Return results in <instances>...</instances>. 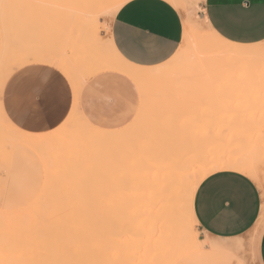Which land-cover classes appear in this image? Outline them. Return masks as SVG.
Here are the masks:
<instances>
[{
    "label": "rangeland",
    "instance_id": "rangeland-1",
    "mask_svg": "<svg viewBox=\"0 0 264 264\" xmlns=\"http://www.w3.org/2000/svg\"><path fill=\"white\" fill-rule=\"evenodd\" d=\"M77 1L78 0L0 1V264H259L255 247L260 231L264 227V184H260L261 181L259 180H254L257 182V185L259 184L258 187L262 195L263 209H261L259 217L251 230L238 239V248L235 251L228 249L226 245L210 242L211 240L202 233L194 216L193 197L195 194L194 191L201 182L199 177L202 174H206V172H214L211 167H215L217 169L215 171L233 170L230 166L226 165L236 161L234 163H250L253 167L257 165L258 169L263 166L260 170L257 168H254V170L257 169V172L259 171V173L262 172L264 174V115L261 117L262 119H255V121H252L253 119L250 120V118L256 117V113L259 110L264 111V41L248 45L247 47L228 50L225 46V42L215 37V34H213L208 24L201 17L200 11L203 0H179L181 5H175L182 13L184 28L177 51L174 56L167 61L173 62L174 60V62L179 61V63L187 62L190 67L187 68V70L185 69L183 71L182 69L181 72H177V77L176 74L173 76L172 73V77L167 80L165 88H169V91L166 93L176 92L178 100L183 102L184 100L187 101L189 106L188 110L193 112L192 119H150L152 121L149 122L153 125L150 123V126L149 124H145L143 121L148 122L145 116L148 117L149 115H145L144 109H158V105L156 106V104H160L161 101L157 102V97H155L154 100L156 99V101H147L148 104L143 102L142 93L132 81L137 93L136 109L130 121L119 128H115L121 132L122 130L131 129L135 126L133 128L137 132L133 131V128L131 132L137 135H132L135 138L133 139L132 137L130 143H132L133 140L134 142L130 145L134 144V148L140 145L142 148L145 147L142 146V142L143 144L149 143V145L152 146L151 148L150 146L147 147L149 150L148 153L151 154L150 151H152L153 155L155 152L156 155L158 154L157 156L154 155V157L153 155H148L151 159V161H149L150 159L146 156V151L148 150L143 149L142 152H138L139 148H137L134 150L140 155L134 150L133 151L136 154L135 156L138 155L140 157L138 158L137 156L138 159L142 160L141 157H147L148 159H146L148 162H152L156 160L152 158L156 157L158 159L157 162L153 161L151 163L152 165L155 162L154 166H156L162 159L163 163H166V157L169 158V162L167 163L169 166H167L168 169L166 167L167 164H163V167L161 165L162 163L159 164L161 168L159 169L160 173H165L167 176L168 174L171 175L167 178V176H163L165 174H159V177H164V180L163 178H157L159 172L157 168H159V165L153 170L155 167L153 165L151 166L150 163L145 160L144 163L142 162L143 160H139V164L135 163L136 170L139 169L137 166L140 168L142 167L140 163L144 164V168H142L145 169V171L140 169L142 173L140 176L139 170H137L138 172L136 171V175L131 172V175L133 174L136 177H141L144 172V174H146V172L150 170L153 171L149 173L150 175L152 173L151 176L146 174L149 175L147 184L150 179L157 176L158 182L160 180L164 185L162 184L160 186L161 183H159L156 188L157 191H155L157 184L154 182L157 179H154V182L153 180L152 182L150 181L151 183L148 186L150 187V185L154 183L156 186H151L152 188L154 187V189H151L154 193H166V195L164 193L165 196H163L164 200L161 199L163 194L160 195V200H158V196L154 193V195H152V191L150 192L147 185L144 187L146 181L142 182L144 185L141 183V188H137L139 186L136 182L138 177L133 183L135 178L133 175H130L127 169L123 170L120 168L118 170V167L123 161L125 163V160L129 159V157H127V159L124 157V150H127L126 153L129 151L127 146L124 145L123 149L121 144V148L118 150V147L114 149L118 154H116L117 156L122 153L123 156L121 157L124 159L122 163L120 161L122 159L120 158L119 160L115 158V152L111 149L113 151H111L112 154L115 155L113 159H117L110 161V164L112 162L115 164L111 166L112 169L107 165L109 163L107 161L112 157L108 160L106 158L107 161L105 160L102 153V151H104V149H102L104 147L102 144L101 148L100 145H94L97 147L96 151V147H87L88 145H84L82 139L76 138L78 128L71 124L73 123L72 119H79L75 106L76 100L78 105V96L76 97V95L87 80L82 83L80 88L78 85L76 86L75 83L76 80L79 81L85 74L103 64L105 59L113 57L109 46V27L111 19L114 16V13L108 11L107 8H99L100 11L98 9L96 12L94 11V13L91 12V14H88L89 11L86 13V10L77 8ZM73 10H76V13ZM82 12L92 17H86ZM87 19L88 21H86ZM82 21L86 22L84 23ZM81 23H83V25ZM87 42H89V45H87ZM90 52L91 54L92 52H97L100 55L96 53V55L93 56ZM87 57H89L90 62L87 60ZM30 62H45L56 66L68 77L74 87V103L67 118L53 130L34 135V137L40 140V143H42L45 149L42 155H37L32 147L20 148L13 144L10 148V145L6 142L8 137L7 132L10 131V129L17 130V128H15L9 120H4L5 118L3 116L5 114L1 106V87L5 80L12 71ZM101 72L107 71H99L93 76ZM177 81L179 83H176ZM176 84L177 87L174 86ZM177 89L178 91H176ZM166 95L165 99H167ZM170 95L168 94V96ZM162 100L164 102V99ZM142 102L145 103V105H143ZM154 102L156 103V107L150 105L154 104ZM142 107H144V109ZM140 108L142 109L140 110ZM142 111L144 113H141ZM202 113L206 116L203 117ZM142 114H144V117L141 116ZM130 124H133V126ZM92 126L98 129L115 130ZM256 126L258 127L256 128ZM148 127L150 129H148ZM138 136L141 139H138ZM142 136L147 138V143L144 141L145 139L142 141ZM154 136L157 137L155 138ZM136 137H138L137 139L139 141ZM153 140H156V142ZM161 141L163 143H161ZM127 142L129 143V140ZM154 143L157 146L154 145ZM174 143L175 145L177 144L174 148L175 150L171 147ZM166 144H171V146ZM130 145L128 144V146ZM162 145H166V147L163 148ZM176 147L177 151L179 149L180 151L182 150L181 153H179L180 151L176 152ZM170 148L173 153L170 152ZM161 149H163V153L167 151L165 149H169L168 154L166 152L164 153L166 155H161ZM87 151L93 152V157L99 154L97 160H95L96 157L94 159H92V157L90 158L95 164L104 162L103 165L99 164L103 166L100 167L103 169H100L99 165L95 167V164L89 161L91 159L88 160L89 157L87 158V156H92V153L87 155ZM143 151L145 155L141 156V154H144ZM184 152L187 154V161L184 162L186 165L191 162L190 164L196 168V166L198 167L199 164H201L197 170H191L188 167V174H186V177L184 174L185 169L183 168H186L188 165H184L186 167H182L181 169L179 168V165L183 166L180 162L185 161ZM78 153H83L81 158L77 156ZM169 153L173 155L172 158L180 156L184 160L182 161L179 157V161L177 159V163H173L174 167L172 162H170L172 160L170 156L172 155ZM175 153L177 156H175ZM127 154H125V156H127ZM159 156L161 157L158 158ZM76 157L77 160L75 159ZM83 158H86L87 160H85L89 161V164L92 163L94 168L93 165L87 166L89 164H85L86 162L83 161ZM159 159H161V161ZM165 159L166 162L164 161ZM62 161L64 164H61ZM145 163L147 164L146 167ZM148 165L149 167L151 166V169ZM105 166H107V169L104 168ZM109 167L111 169H109ZM114 167L117 168V170ZM173 167L181 171L178 170L176 172L175 170L177 169L173 170ZM164 168L166 172L167 170L172 172L166 173ZM209 168H211V170ZM114 169L116 171H114ZM70 170H73L72 175H76L77 172H88V174L92 173L91 175L94 177H97L96 175H98L97 173L99 172L106 180L103 179L104 181L102 180L101 183L105 184V182H108L114 186L112 190L110 186V189H105L103 187L102 189L106 191L103 190L102 193L113 192L112 195L121 190H123L121 194L128 193L130 188H124V186L130 187L128 182L131 181L132 196L135 195V198L138 200L137 195L142 197L146 194L147 196L145 197L149 198L147 194V190H149V194L153 196L151 198H153L157 206H152L154 202L151 201V203H142V201L146 199L144 198L141 201L142 209L136 210L135 212H125L123 210H117V212H115L110 208L103 219L108 220V222L113 223V225L104 226L99 239L95 237L98 228L91 229L88 225L86 230H89V232H87L85 236V244L84 248H82L81 258L75 262L33 263L31 261L17 259L14 248L9 246L10 242H16V240H19L22 236L32 231L35 225L34 210L36 206L35 203L38 202L36 201L38 197L40 201H46L55 196L54 194H56L59 189L64 190L66 184L69 187L71 186L72 182L69 179V175L71 174ZM75 170L77 172H75ZM125 170L127 171L125 172ZM156 170L158 172H156ZM133 171H135L134 167ZM154 171L156 173H154ZM68 172H70V174ZM73 172L76 174H73ZM116 172L118 174H116ZM174 172L175 174L180 173L179 175L177 174L178 176H174ZM153 173L156 175L155 177ZM72 175H70V177ZM78 175L82 177L84 174L82 175L81 173ZM78 175L76 176L78 177ZM187 175L190 176V179L192 178L191 176H193L191 181L189 179L192 183L187 181L188 179L186 180ZM130 177L134 179L130 180ZM83 178L85 180V176ZM83 178L81 181H84ZM90 178L91 177H89V179ZM177 178H181L180 181L177 180ZM107 179L109 181H107ZM142 179L144 180L145 178L141 177V180ZM85 181L87 182V179ZM178 181L180 184L181 182L183 183L182 186L186 184V182H189L186 184L187 189L184 188V186L178 185V187ZM172 182L176 183L173 184ZM45 183L48 186H46ZM172 184L174 186L173 190L170 187ZM189 184H192V186ZM142 186L144 190H141ZM177 188L186 189L187 194H182L181 192L180 195H176L178 191L175 189ZM69 189L72 191V188ZM137 189L139 192L140 190L142 193L145 192V194H136L137 192L133 194ZM168 189H170V192ZM47 190H49L50 193H48ZM42 191L45 192V196L48 197H44ZM180 191L181 190H179V192ZM173 192L174 194L172 196ZM116 194L120 196L119 193ZM167 195L169 198H167ZM174 195L176 197H174ZM101 196H103L101 197V201L108 200L107 198L109 195L107 198L105 194ZM155 196L156 198H154ZM114 197L116 198L117 196ZM131 198H133L131 202L134 203V197ZM171 199L175 202L177 201V203L171 201ZM165 202H167V204H165ZM134 205H132V207H134ZM154 207L159 208V210H156ZM151 208L154 209H152L153 212L150 210ZM161 210H163V212ZM155 211H159L160 215L156 214ZM140 212H142V214ZM162 213L163 215L165 213L167 214L165 215V219L170 216L169 218L172 219V222L170 219L157 221L162 219ZM175 214H177V216H175ZM172 216L174 217L171 218ZM16 220H19V222ZM96 221L95 226L97 227ZM165 221L171 222L170 225ZM161 222H163L162 224L164 227L161 226ZM14 224H20L22 226L17 225V228ZM174 224L175 227L171 226ZM192 225L193 227H191ZM21 227L22 229L20 230L19 228ZM91 239L92 241H90Z\"/></svg>",
    "mask_w": 264,
    "mask_h": 264
},
{
    "label": "crops",
    "instance_id": "crops-1",
    "mask_svg": "<svg viewBox=\"0 0 264 264\" xmlns=\"http://www.w3.org/2000/svg\"><path fill=\"white\" fill-rule=\"evenodd\" d=\"M200 15L228 50L264 41V0H203ZM183 28L182 13L169 1L128 0L111 19L109 38L126 61L150 67L174 55ZM105 71L84 82L78 92V108L89 124L115 129L131 120L137 93L130 77ZM1 88L3 117L33 135L49 132L62 123L75 98L68 77L45 62L18 67ZM13 144L29 147L18 141ZM261 209L258 185L236 170L210 173L198 184L193 197V212L202 233L210 242L233 251L238 248V239L254 226ZM255 249L259 264H264V227Z\"/></svg>",
    "mask_w": 264,
    "mask_h": 264
},
{
    "label": "bare ground",
    "instance_id": "bare-ground-1",
    "mask_svg": "<svg viewBox=\"0 0 264 264\" xmlns=\"http://www.w3.org/2000/svg\"><path fill=\"white\" fill-rule=\"evenodd\" d=\"M1 1V0H0ZM68 1V0H67ZM75 1V0H74ZM128 0H78L77 1V3L76 2H74V3H76L77 4V8L78 9H80V10H86V13L89 11V13L88 14H91V12L92 13H94V11L96 12V10H98L99 8L100 9H102V8H107L108 9V11H110V12H113L114 14L117 12V10L125 3V2H127ZM167 1H169L170 3H172L174 6L176 5V6H178V5H181L180 3V1L179 0H167ZM5 2V1H4ZM4 5H5V3H4ZM76 6V5H75ZM72 9H76V8H72ZM100 9H99V11H100ZM106 9V10H107ZM74 11V10H73ZM76 11V10H75ZM74 11V12H75ZM76 13V12H75ZM74 13V14H75ZM79 13V12H78ZM81 13V12H80ZM84 15H86V17H92V16H89L88 14H85V12H82ZM83 14H81V15H83ZM1 17V16H0ZM82 18V17H81ZM86 19V18H85ZM85 19H81V20H85ZM93 20V19H92ZM2 21V20H1ZM75 21V20H74ZM86 21H88V19L86 20ZM85 21V22H86ZM82 22H84V21H82ZM84 22V23H85ZM82 25H83V23H81ZM94 28V27H93ZM91 31V30H90ZM74 32V31H73ZM77 32H78V30H77ZM108 32V31H107ZM213 32V34H215V37L217 36L216 35V33L214 32V31H212ZM71 33V32H70ZM96 34V33H95ZM76 35V34H75ZM95 36V35H94ZM98 36V35H97ZM96 36V37H97ZM93 37V36H92ZM184 37V36H183ZM88 40V39H87ZM84 41V40H83ZM90 42V41H89ZM89 42H87V45H89L88 43ZM93 43H94V41H93ZM96 43V42H95ZM109 46H110V48H111V51H112V55H113V57L112 58H107V59H105V61H104V63L103 64H101L99 67H96V69H94V70H91L90 72H88L87 74H85L79 81H77L76 80V83H75V85L77 86H79V88L81 87V85H82V83L85 81V80H88L89 78H91L94 74H96L97 72H99V71H105V70H114V71H119V72H122V73H124L125 75H127L128 77H130L135 83H136V85H137V87H138V89H139V91L142 93L141 95H142V101L143 102H145L146 104H148L147 103V101H151V100H154V98L155 97H157L156 99H157V102H159V101H161V105L160 104H156L155 102H154V104H150V105H152V106H155V104H156V106L158 105V109H155V108H153V109H155V110H153L152 108H147L146 110L144 109V107H142L143 109H144V111H145V115H149L148 117L147 116H145V118L148 120V122H145V121H143L145 124H152L151 122H149V121H152V120H150V119H192V114H193V112H190L189 110H188V108H189V106H188V103H187V101H185L184 100V102L183 101H180V100H178L177 99V97H176V92H168V93H166L167 91H169L167 88H165V85L167 84V80L170 78V77H172L171 75H172V73H173V76L176 74V77H177V72H181L182 71V69H183V71L186 69L187 70V68H189L190 66H189V63H179V61L178 62H174V60H173V62H171V61H165L164 63H162V64H159V65H155V66H150V67H143V66H138V65H134V64H132V63H130V62H128V61H126L123 57H121L117 52H116V50L114 49V47H113V45H112V43H111V40H110V38H109ZM99 48V47H98ZM97 48V49H98ZM98 50H100V49H98ZM101 52V51H100ZM95 53V54H94ZM92 52V54H91V52H90V54L91 55H96V53L97 52ZM97 54H99V53H97ZM175 54V53H174ZM91 55H90V58H91ZM100 55V54H99ZM86 56H88V55H86ZM98 56V55H97ZM103 56V55H102ZM174 56V55H173ZM88 59L87 60H89V57H87ZM172 58V57H171ZM92 60V59H91ZM94 60H95V58H94ZM170 60V59H169ZM93 61V60H92ZM89 62H90V60H89ZM180 81V80H179ZM176 83H179L178 81L176 82ZM80 84V85H79ZM175 87H177V84L176 85H174ZM79 88H78V91H79ZM164 89V90H163ZM167 89V90H166ZM176 89V88H175ZM160 90V91H159ZM166 90V91H165ZM176 91H178V89L176 90ZM162 92V93H161ZM167 95H166V94ZM167 96V99H165L166 97H165V95ZM168 94L170 95V96H168ZM78 96V93H77V95H76V97ZM153 97V98H152ZM152 98V99H151ZM159 98V99H158ZM187 98V97H186ZM77 99H78V97H77ZM156 99L154 100V101H156ZM162 99H164V102H163V100ZM184 99H185V97H184ZM142 102V103H143ZM152 102V101H151ZM150 102V103H151ZM145 103H143V105H145ZM75 106H76V113H77V115H78V118L79 119H72V122L73 123H71L72 124V126H77V128H78V132L76 133V138H80V139H82L83 141H84V145H88L87 147H96V146H94V145H100V148H101V144L104 146L102 149H104V151H102V153H103V156H104V158H105V160H106V158H107V160L109 159V158H111L110 160H106L107 162H109L107 165L108 166H114L115 164H113V162L110 164V161H112V160H114L115 158H118L119 160H120V158L122 159V160H120L121 161V163H122V161L124 160L123 159V157H121V156H123L122 155V153L119 155V156H117L118 154L115 152V148H117V150L119 149V148H121V144H122V148L124 149V145L125 146H127L128 148H129V151L128 152H130V153H126V149L124 150L125 151V154H127V156H125V154H124V157H126L125 159H127V157H129V159L128 160H125V163H124V161H123V163L118 167V170L120 169V168H122L123 170L124 169H127L128 170V172L130 173V175H131V172L132 173H136V171L137 170H139V176H140V174H142L140 171V169H142V170H144L145 171V169H143L144 168V164H141L140 163V165H142V167L140 168L139 166H137V168H139V169H137L136 170V168H135V163L136 164H139V160H141V159H138V158H140L138 155V158H137V156H135L136 154L134 153V151L137 149V148H139V149H141V150H139L138 149V152L140 151V152H142V150L143 149H147V147H149L150 146V148H151V146L152 145H149V143H147L148 141L146 140L147 138L145 137H143L142 136V141H143V139H145L144 141H146V143L148 144H143V142H142V146H145V147H142L141 148V146L139 147V146H136V148H134L135 146H134V144L133 145H130V144H132L133 142H134V140H133V142L132 143H130L131 141H132V135H137V134H134V132L132 133L131 132V129L133 128V127H135V126H133V124H130L131 126H133L131 129H126V130H122L121 132H120V130H111V131H106V130H101V129H98V128H95V127H93L92 125H90L85 119H84V117L82 116V114L80 113V111H79V109H78V105H77V100H76V104H75ZM142 106V105H141ZM155 106V107H156ZM160 106V107H159ZM142 108H140V110L142 109ZM151 109V110H150ZM153 110V111H152ZM140 113V112H139ZM141 113H144L143 111L141 112ZM140 113V114H141ZM139 114V115H140ZM204 114H206V113H204ZM144 114H142L141 116L142 117H144L143 116ZM154 115V116H153ZM202 115H203V113H202ZM207 115H208V113H207ZM264 115V111L263 110H259L257 113H256V117H253V118H250V120H252V121H255V119L257 120V119H262L261 117ZM141 116H140V118H141ZM204 116H206V115H203V117ZM202 117V116H201ZM4 120H8V119H4ZM140 121V120H139ZM150 124H149V126H150ZM153 125V124H152ZM258 126H256V128H257ZM160 128V127H159ZM148 129H150L149 127H148ZM251 129V128H250ZM254 130V129H253ZM12 131V132H11ZM133 131H135V129L133 128ZM148 131V130H147ZM135 132H137V131H135ZM8 133V137H7V143L10 145V148H11V146H12V143L14 142V141H18V142H22V143H24V144H26V145H28L29 147H32V148H34V151L37 153V155H42V154H44V147L42 146V143H40V140L39 139H37L36 137H34V135H32V134H30V133H25V132H22V131H20V130H12V129H10V131H8L7 132ZM10 133V134H9ZM156 134V133H155ZM141 136V135H140ZM139 137V136H138ZM138 137H136V139L138 138ZM149 137V136H148ZM155 137V136H154ZM157 137V136H156ZM155 137V138H156ZM135 137H133V139H134ZM154 138V139H155ZM159 138V137H158ZM138 139H141L140 137L138 138ZM137 139V140H138ZM150 139H152V138H150ZM161 139V138H160ZM129 140V143L127 142ZM156 140H159V139H156ZM156 140L154 141V142H156ZM161 140H163V139H161ZM139 141V140H138ZM137 141V142H138ZM141 141V140H140ZM136 142V141H135ZM152 142V141H151ZM159 142V141H158ZM6 143V144H7ZM130 145V146H128V144ZM161 143H163L162 141H161ZM172 143V142H171ZM138 144H139V142H138ZM137 145V144H136ZM154 145H156L155 143H154ZM159 145H161V144H159ZM159 145H158V147H159ZM164 145V144H163ZM162 145V147L164 148V147H166V145H169V146H171V144H166L165 146H163ZM134 146V147H133ZM157 146V145H156ZM155 146V147H156ZM175 146H177V144L175 145V143L174 144H172V149H174L175 148ZM179 146V145H178ZM5 147V146H4ZM161 147V146H160ZM168 147V146H167ZM255 147V146H254ZM253 147V148H254ZM126 148V147H125ZM179 148V147H178ZM252 148V147H251ZM96 149V151H97V147L95 148ZM115 152V155H116V157L113 159V156H115L114 154H112V150ZM135 149V150H134ZM154 149V148H153ZM152 149V150H153ZM171 148H170V152H172L173 153V151H171L172 150ZM11 150V149H10ZM84 150V149H83ZM86 150V149H85ZM116 150V151H117ZM134 150V151H133ZM148 150V149H147ZM156 150V149H155ZM162 150L163 149H161V151L160 152H162ZM165 150H167V151H165L164 153H166L167 152V154H168V152H169V149H165ZM175 150V149H174ZM82 151V150H81ZM100 151V150H99ZM112 151V152H111ZM178 151H180V149L178 150ZM177 151V147H176V152H178ZM182 151V150H181ZM181 151L179 152V153H181ZM184 151V150H183ZM259 151V150H258ZM10 152V151H9ZM83 152V151H82ZM86 152V151H85ZM121 152H122V150H121ZM136 152V151H135ZM138 152H136L137 154H139ZM149 152V150L148 151H146V156L148 157V155H150V156H152L153 154H152V151H150L151 152V154L150 153H148ZM155 152V151H154ZM153 152V153H154ZM159 152V153H160ZM175 152V151H174ZM261 152V151H260ZM92 153V156H87V158H88V160L89 159H91L90 157H92V159H94L95 157H96V159L95 160H97V156H99V154H97V156H95V157H93V152H88L87 151V155L88 154H91ZM98 153H100V152H98ZM124 153V152H123ZM143 153L144 154H141V156H143V155H145V152L143 151ZM148 153V154H147ZM156 153V152H155ZM154 153V155H156ZM163 152H162V154L161 155H163L164 154ZM185 153V156L184 155H182V156H184V158H185V161H183L184 159L183 158H181L180 156H178V157H176V158H172L173 157V155L171 154V153H169L170 155H172V156H170V155H168V156H170V158L172 159H170L171 161L170 162H172V165L174 166V164L173 163H177V159L180 157L181 159H182V161L183 162H180V163H182L183 164V166H181V165H179V168L181 169L182 167H186L187 165V167L186 168H183V169H185L184 170V174H185V177H186V174H188V167H189V169H191V170H197V168H199V166L201 165V164H199V166L197 167L196 166V168H195V166H193V165H191L190 163L191 162H189V164H190V166H191V168H190V166H189V164L187 163V165L184 163V162H186L187 160H186V157H187V154H186V152H184ZM176 154V153H175ZM9 155H10V153H9ZM83 155V153H78V155L77 156H79V158H81V156ZM112 155V156H111ZM140 155V154H139ZM154 155H153V157H154ZM158 155V154H157ZM156 155V156H157ZM164 155H166V154H164ZM178 155H180V154H178ZM146 156H144V157H146ZM149 156V157H150ZM175 156H177V154L175 155ZM174 156V157H175ZM43 157H45V156H43ZM136 157V158H135ZM146 157V158H147ZM148 157V158H149ZM161 156H159L158 158H160ZM162 157H164V156H162ZM166 157V156H165ZM142 158V162L144 163L145 161L146 162H148V158L146 159V158H143V157H141ZM152 158V157H151ZM179 158V159H180ZM76 160H77V157L75 158ZM86 159V158H85ZM84 158H83V161L84 162H86L85 164H89L90 162H92L93 160L91 159V160H89V161H86ZM135 159V160H134ZM138 159V160H137ZM150 159V158H149ZM152 159H156V160H153V161H156L157 162V158L155 157V158H152ZM166 159H167V162H166ZM166 159L164 160L166 163H163V159H162V161H161V159H159L161 162L160 163H162L161 165H162V167H163V164L164 165H166L168 162H169V158L168 157H166ZM175 159V160H174ZM179 159H178V161H179ZM259 159V158H258ZM94 160V161H95ZM105 160H103V161H105ZM115 160H117V159H115ZM134 160V161H133ZM137 160V161H136ZM145 160V161H144ZM101 161V160H100ZM149 161H151V159L149 160ZM152 161V162H153ZM181 161V160H180ZM89 162V163H88ZM96 162V161H95ZM106 162V163H107ZM115 162V161H114ZM119 162V161H118ZM152 162H148V163H150V165H151V163ZM159 162V161H158ZM234 162H236V161H234ZM234 162H232V163H230V164H228V165H226V166H230V168H232L233 170H236V171H240V172H243V173H245V174H247L248 176H250L253 180H259V181H261V183L260 184H264V174L262 173V172H260V173H262V174H260L259 173V171L257 172V169H258V166L257 165H254V167H253V165L252 164H250V163H234ZM93 163V162H92ZM89 164V165H87V166H92L93 164H95V163H93V164ZM97 163V162H96ZM155 163V162H154ZM154 163L152 164L153 166H154ZM160 163H158V165L160 164ZM179 163V164H180ZM234 163V164H233ZM61 164H64V162L62 161V163ZM99 164H104V162H99V163H97V164H95V167H97L96 165H99ZM110 164V165H109ZM100 166L99 165V168L100 167H103V166ZM146 163H145V167H146ZM151 165V166H152ZM156 165V164H155ZM158 165H156V166H158ZM184 165H186V166H184ZM261 165V164H260ZM150 166V167H151ZM156 166H154V167H152V168H154L153 170H155L156 169ZM168 166V164L166 165V167ZM176 166H177V164H176ZM181 166V167H180ZM194 168H193V167ZM225 166V167H226ZM257 166V167H256ZM107 166H105L104 168L105 169H107L106 168ZM109 167V169H111ZM133 167H134V169H135V171H133ZM148 167H149V165H148ZM148 167H147V169H148ZM149 167V168H150ZM165 167V166H164ZM169 167V166H168ZM168 167H167V169H168ZM175 167V166H174ZM174 167H173V170H175V169H177V170H175L176 172L178 171V170H180V169H178V168H175L174 169ZM204 167V166H203ZM205 167H206V165H205ZM204 167V168H205ZM208 167V166H207ZM263 166H261V167H259V169L258 170H260V168H262ZM93 168H94V165H93ZM115 168V167H114ZM171 168H172V166H171ZM212 168V171H215V170H217L215 167L213 168V167H211ZM211 168H209L210 170H211ZM254 168H257V169H255L254 170ZM75 169V168H74ZM77 169V168H76ZM96 169V168H95ZM100 169H103V168H100ZM108 169V170H109ZM113 169V168H112ZM116 170H117V168H115ZM114 169V171H116ZM151 169V168H150ZM159 169H161L160 168V165H159V168H157V170L159 171ZM170 169V168H169ZM182 169V170H183ZM187 169V170H186ZM98 170V169H97ZM108 170H106V171H108ZM127 170H125V172L127 171ZM156 170V172H158ZM164 170H165V172H166V169L164 168ZM263 170V169H262ZM71 171V174H70V172H68L70 175H72V171L73 170H70ZM103 171V170H102ZM146 171H148V170H146ZM151 171V170H150ZM150 171H148V172H146V174H149L150 173ZM161 171H163V170H161ZM181 171V170H180ZM75 172H77L76 170H75ZM75 172H73V174H76ZM104 172V171H103ZM109 172V171H108ZM138 172V171H137ZM143 172V171H142ZM151 172H153V171H151ZM155 171H154V173H156ZM164 172V171H163ZM167 172L169 173V172H172V171H169V170H167ZM166 172V173H167ZM187 172V173H186ZM82 173V177H80V175H78V174H81ZM77 172V174L76 175H78V177L76 176V175H72L71 177H70V175H69V179H70V181L72 182L71 183V186L69 187V186H67V184H66V186H65V189L64 190H58L57 192H56V194H54V191H53V194L55 195V196H53L51 199H49V200H46V201H44L43 199H41V200H43V201H40V199H39V197H38V200H36V201H38V202H36V201H34V202H36L35 204H36V206H35V210H34V212H35V225H34V227H33V229H32V231L29 233V234H25V236H22V238H20L19 240H16V242H10V247L12 248H14V251H15V253L17 254V259H22V260H27V261H31V262H33V263H66V262H75V261H77V260H79L80 258H81V253H82V248H84V244H85V236H86V234H87V232H89V230H86V228H87V226L88 227H90L91 229H93V228H98V231L95 233V237L96 238H100V236H101V231H102V229H103V227L104 226H108V225H113V223H111V222H108V220H104L103 219V217L105 216V214H107L108 213V211L110 210V208H112L113 209V211H115V212H117V210H123V211H125V212H135L136 210H141L142 208H141V206H142V203H149L150 201L151 202H154L155 203V201L153 200V198H151V197H153L152 195H157L158 196V200H160V195L161 194H163L162 196H161V199L162 200H164V197L163 196H165L166 195V193L164 192V191H162V192H164L165 193V195H164V193H158V192H155L154 193V191H152L151 189H154V187L152 188L151 186L152 185H154V186H156L154 183H156L157 184V186L155 187V191H157V187H158V184L159 183H161L162 181H160L159 180V182H158V179L157 178H163V180H164V177H159V174H165V173H160V171L158 172V177L153 173V176L155 177V178H152V179H150V181L152 182V180H153V182H154V179H157V180H155V182L154 183H152V185H150V187L148 186L151 182L149 181V183L147 184V181L149 180L148 178H149V175H146V174H144L143 173V175H141V177L142 178H145L143 181L141 180V177H138V178H140V179H138L136 176H134L133 174V176H134V181H133V183L135 182V180H136V178H137V183L139 184V186L141 185V183L142 182H145L146 181V184L144 185V183H142L143 185H144V187H146V185H147V187H149V189H150V192L152 193V195H150L149 193V190H147L148 191V196H149V198L147 197H145V196H147L146 194H145V192H141V190H144L143 189V186H142V189L140 190V192L138 191V189L135 191V192H133V194H135L136 192V194H140V193H142V194H145V196L143 195L142 197H140V196H138L137 195V198H138V200L135 198L136 196L134 195V196H132V194H131V188H132V184L130 183L131 181H129L128 183H129V185H130V187H125L124 186V188H130L129 189V192L128 193H122L121 194V191H123V190H119L120 192H116V193H119V195L120 196H118V194H116V193H114L113 195H112V193L111 192H104V193H102L103 192V190H105V189H108L109 188V186H110V188H111V190H112V187H114L111 183L109 184L108 182H105V184H103V183H101L102 182V180L104 179L103 178V176L102 175H100V173L98 172L97 174L98 175H96L97 177H94V176H92L91 174L92 173H90V174H88V172ZM104 173H106V172H104ZM180 173V172H179ZM179 173H176L175 174V172H174V176H176L177 174L179 175ZM190 173V172H189ZM210 172H206V174H202L200 177H199V179H203V178H205L206 177V175L207 174H209ZM88 174V176L89 177H93L92 179L90 178L89 179V177L87 178L86 177V175ZM112 174V173H111ZM116 174H118L117 172H116ZM171 174V173H170ZM109 175V174H108ZM114 175V174H113ZM112 175V176H113ZM129 175V174H128ZM131 175V176H132ZM136 175V174H135ZM138 175V174H137ZM151 175H152V173H151ZM150 175V176H151ZM177 175V176H178ZM183 175V174H182ZM182 175H180V176H182ZM75 176H76V178H75ZM85 176V180L87 179V182L84 180V177ZM100 176V177H99ZM102 176V177H101ZM114 176H117V175H114ZM145 176V177H144ZM147 176V177H146ZM163 176H167V174H165V175H163ZM168 176H171V175H169L168 174ZM168 176H167V178H168ZM108 177V176H107ZM192 178L191 179H193V176H191ZM78 178V179H77ZM82 178H83V180L85 181H81L82 180ZM128 178H129V176H128ZM115 179V178H114ZM132 178L130 177V180H131ZM132 179V180H133ZM171 179V178H170ZM173 179V178H172ZM181 179V178H180ZM180 179L179 178H177V180H179L180 181ZM184 179V178H183ZM183 179H182V182H183ZM188 179V180H187ZM189 179H190V176L189 175H187V178H186V180L187 181H189ZM191 179H190V181H191ZM105 180V179H104ZM103 180V181H104ZM138 180H139V182H138ZM141 180V181H140ZM162 180V179H161ZM106 181V180H105ZM107 181H109L108 179H107ZM114 181V180H113ZM128 181V180H127ZM158 183H157V182ZM169 181V180H168ZM171 181H173V180H171ZM175 181H176V179H175ZM178 181V182H179ZM189 181V182H190ZM255 181V183H257ZM164 182V181H163ZM167 182V181H166ZM170 182V181H169ZM181 182V184H180V182L179 183H177V186L179 185V186H182V184L184 183H182ZM189 182H186V184H188ZM194 182V181H193ZM57 183V182H56ZM136 183V184H137ZM173 184L174 183H176V182H172ZM190 183H192V182H190ZM164 185V183H161L160 184V186L161 185ZM173 184L170 186L171 188H172V190H173V188H174V186H173ZM186 184H184L183 186H184V188H186L187 189V185ZM45 185H46V183H45ZM44 185V186H45ZM185 185H186V187H185ZM189 185H191L192 186V184H189ZM189 185H188V187H189ZM259 185V184H258ZM46 186H48V185H46ZM45 186V187H46ZM126 186H127V183H126ZM137 187V188H141V186L140 187ZM166 186V185H165ZM173 186V187H172ZM178 186V187H179ZM182 186V187H183ZM105 188V189H102V188ZM167 187V186H166ZM166 187H164V188H166ZM69 188H72V191L69 189ZM109 188V189H110ZM121 188V187H120ZM170 188V189H171ZM44 189V188H43ZM42 189V190H43ZM145 189H147V188H145ZM159 189H160V187H159ZM163 189V188H162ZM170 189H168L169 190V192H170ZM186 189H180V188H177V189H175L176 191H178V192H176L177 194L176 195H180V193L182 192V194H187V192H186ZM110 190V191H111ZM127 190V189H126ZM168 190H167V192H168ZM179 190H181L180 192H179ZM189 190V189H188ZM193 190H195V189H193ZM44 191V190H43ZM42 191V194L44 193V197H48V196H45L46 194H45V192H46V188H45V192H43ZM48 191V193H50L49 192V190H47ZM51 191V190H50ZM106 191V190H105ZM160 191V190H159ZM192 191V190H191ZM115 192V191H114ZM185 192V193H184ZM195 192V191H194ZM109 195V197L107 198V194ZM154 193V194H153ZM190 193V192H189ZM103 194H105V196H106V198L108 199L107 201H101L102 199H101V197H103V196H101V195H103ZM112 196H111V195ZM168 194V193H167ZM173 194H174V192L172 193V196H173ZM112 198H111V197ZM114 196H117L116 198L114 197ZM169 196H170V193H169ZM181 196H183V195H181ZM42 197H43V195H42ZM41 197V198H42ZM43 197V198H44ZM131 197H134V200H136V201H134L133 200V202L135 203V205H134V203H132L131 202V199H133V198H131ZM174 197H176L175 195H174ZM184 197V196H183ZM140 198V199H139ZM144 198H146V199H144ZM154 198H156V196L154 197ZM166 198V197H165ZM167 198H169L168 197V195H167ZM47 199V198H46ZM144 199V200H143ZM176 199V198H175ZM143 200V201H142ZM146 200V201H145ZM149 200V201H148ZM156 200V199H155ZM166 200V199H165ZM189 200V199H188ZM141 201H142V203H141ZM148 201V202H147ZM166 201H168V200H166ZM170 201V200H169ZM171 201H173V199H171ZM105 202V203H104ZM138 202H140V203H138ZM150 202V203H151ZM173 202H175V201H173ZM172 202V203H173ZM132 203V204H131ZM154 203H152V206L154 205V206H157L156 205V203L154 204ZM175 203H177V201L175 202ZM174 203V204H175ZM137 204V205H136ZM139 204V205H138ZM165 204H167V202H165ZM132 205H134V207H132ZM176 205V204H175ZM187 205V204H186ZM139 206H140V209H139ZM192 206V205H191ZM131 207H132V209H131ZM150 207V206H149ZM187 207V206H186ZM135 208V209H134ZM155 208V207H154ZM161 208V207H160ZM174 208V207H173ZM149 209V208H148ZM153 208H151L150 210H152ZM156 210H159V208H155ZM188 209V208H187ZM186 209V210H187ZM263 209V208H262ZM154 210V209H153ZM153 210H152V212H153ZM143 211V210H142ZM162 212H163V210H161ZM151 212V213H152ZM156 212V214H158V215H160L159 214V211L157 212V211H155ZM141 214H142V212H140ZM140 213H138V214H140ZM186 213H187V211H186ZM140 214V215H141ZM146 214V213H145ZM154 214V213H153ZM156 214H155V216H156ZM193 214V213H192ZM144 215V214H143ZM157 215V216H158ZM162 215V219L160 220H157V221H162L163 219L164 220H167V219H170L169 217L167 218V219H165L166 218V216L165 215H167L166 213L163 215V213L161 214ZM172 215H174V214H172ZM145 216H147V215H145ZM154 216V215H153ZM165 216V217H164ZM175 216H177V214H175ZM160 217V216H159ZM164 217V218H163ZM174 216H172L171 218H173ZM93 218V219H92ZM94 218H96V219H94ZM21 219V218H20ZM188 219V218H187ZM97 220V221H96ZM1 221V220H0ZM3 221V220H2ZM17 222H19V220H16ZM95 221H96V223H97V227L95 226ZM170 221L172 222V219H170ZM174 221H175V219H174ZM177 221V220H176ZM16 222V223H17ZM20 222H22V221H20ZM23 222H25V221H23ZM166 222V221H165ZM171 222H166V223H168L169 225H170V223ZM159 223V222H158ZM163 222H161L160 224H161V226H163V224H162ZM174 223V222H173ZM172 223V224H173ZM21 224V223H20ZM19 224V225H20ZM159 224V225H160ZM177 224H178V222H177ZM176 224V225H177ZM194 224V223H193ZM3 225V224H2ZM16 227H17V225L16 224H14ZM18 225V226H19ZM14 226V227H15ZM20 226H22V225H20ZM171 226H173V227H175V224L174 225H171ZM16 227H15V230H16ZM164 227V226H163ZM191 227H193V225L191 226ZM18 228V227H17ZM20 230L22 229V227L21 228H19ZM18 229V230H19ZM96 231V230H95ZM90 241H92V239L90 240ZM89 241V242H90Z\"/></svg>",
    "mask_w": 264,
    "mask_h": 264
}]
</instances>
